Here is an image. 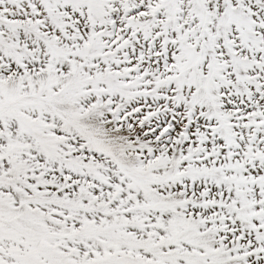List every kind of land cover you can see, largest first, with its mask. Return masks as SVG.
I'll use <instances>...</instances> for the list:
<instances>
[{
    "label": "snow or ice",
    "instance_id": "6c2138e0",
    "mask_svg": "<svg viewBox=\"0 0 264 264\" xmlns=\"http://www.w3.org/2000/svg\"><path fill=\"white\" fill-rule=\"evenodd\" d=\"M0 264H264V0H0Z\"/></svg>",
    "mask_w": 264,
    "mask_h": 264
}]
</instances>
